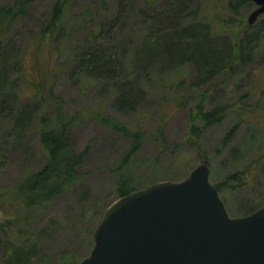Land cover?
Masks as SVG:
<instances>
[{
    "label": "trees",
    "instance_id": "16d2710c",
    "mask_svg": "<svg viewBox=\"0 0 264 264\" xmlns=\"http://www.w3.org/2000/svg\"><path fill=\"white\" fill-rule=\"evenodd\" d=\"M34 1L10 0L9 3L0 4V87L12 72L13 75L7 78L10 87L6 97L14 106L18 105L20 98L25 100L13 113V125L20 134L33 118L38 120L39 144L45 158L39 167L22 174L16 182L14 194L22 213L0 221L3 264H34L31 261L33 245L27 242V238L24 239L26 229L21 226L26 219L25 213L35 209L46 210L57 195L82 181L85 172L79 167L87 148L75 151L68 135L77 122L90 117L98 125L128 140L129 144L120 157L109 166L114 178L115 197L136 190L134 159L141 148L152 141L164 150L169 143L164 131L166 113L160 114L153 126L142 128L139 120L127 121L102 107L80 106L66 110L62 95L54 89V76L63 68L66 59L54 63L55 58L50 53L46 57L42 55V40L49 43L47 50L53 52L59 49L62 40L78 34L81 51L70 58L71 76L81 72V78L105 81L104 85L115 90L116 103L124 102L128 107H134L152 93L156 94L159 88H163L159 93L165 104L169 92L179 87V82L186 77V68L191 66L195 72L191 83H195L201 95L193 117L201 121L202 127L195 123L191 131L196 149L202 143V128L221 123L234 109L233 106L238 104L240 118L229 127L216 149H228L232 169L215 186L221 192L225 188L236 190L245 183L241 179V167L245 165L243 160L260 139L261 130L252 126L248 128L247 132L253 138L251 143L246 138L235 143L232 141L241 121L247 120V113L258 105L246 104L243 95L233 103L217 101L209 109L205 108L203 102L209 93L220 88L222 79L226 86L233 82L239 74L236 70L239 62L245 63L249 55L264 48V15L255 23L247 24L244 30L236 34L238 37L227 33L243 25L242 12L245 8L250 9V6L255 7L253 1L210 0L205 7L199 0H142L141 29L131 37H112L108 28L116 17L95 22L88 4L78 12L68 13L67 8L73 0H54L47 19L39 28L37 39H32L31 45L35 48L32 59L27 61L24 48L15 45L10 32L17 19L27 16ZM105 6L106 0H100L103 13L107 10ZM203 8L211 14V18L202 13ZM105 24L108 26L104 33L107 42L103 44L98 37ZM240 86V83H235L236 88ZM173 94L177 106H187L189 96ZM3 158L0 154V162L5 161ZM263 158L264 154L260 159ZM206 159L208 157L205 155L203 160ZM104 208L96 217L93 213L95 210L87 209V214H93L92 219L95 217L96 221L91 230L103 215ZM88 245L91 247L92 242ZM75 256L74 251L63 249L54 264H74L79 261Z\"/></svg>",
    "mask_w": 264,
    "mask_h": 264
},
{
    "label": "rangeland",
    "instance_id": "374dc122",
    "mask_svg": "<svg viewBox=\"0 0 264 264\" xmlns=\"http://www.w3.org/2000/svg\"><path fill=\"white\" fill-rule=\"evenodd\" d=\"M53 1L35 0L27 16L17 19L11 29L10 36L16 46L24 48L27 61L32 59L33 48H35L31 45L32 39H37L39 28L47 19L49 7ZM209 1L199 0L203 6L206 5L205 7ZM9 2L10 0H0V4ZM141 3L142 0H106L107 10L103 13L100 0H73L67 9L68 13L78 12L88 4L92 8L95 22L102 18L116 17L117 19L109 28L106 25L108 21L100 31L98 40L106 44L107 41L104 38L107 36L104 33L107 28L112 37H131L141 29L143 20ZM253 8L254 6H250V9L245 8L241 15L244 19L243 25L227 33L236 35L244 30L248 24L247 17ZM202 13L211 18V14L205 8ZM78 38L80 36L76 34L62 40L59 49L53 52L47 50L49 43L46 44V40L41 42L44 44L42 55L46 57L50 53L55 58L54 63L66 59L63 68L59 69L54 76L56 78L54 89L62 95L66 110L71 111L80 106L102 107L109 113L119 114L127 121L139 120L138 123L142 128L153 126L158 121L159 115L166 113L167 123L164 131L169 142L168 148L163 150L160 145L149 141L136 154L133 175L136 189L161 179L182 180L195 165L204 159L205 155L210 163V178L214 184L229 173L232 168L228 160V149L223 148L218 151L216 149L229 127L240 118L238 104L233 106L234 109L221 123L202 128L200 132L202 143L197 150L191 131L195 123L202 127L201 121L193 117L201 95L195 83H191L195 75L191 66L186 68V77L179 82V87L169 92L168 102L165 104L159 93L163 88H159L156 94L152 93L134 107H128L124 102L116 103L115 90L104 85L105 81L81 78V72L71 76L70 58L74 53L81 51V42ZM236 68L239 74L233 82L226 86L222 79L219 83L220 88L209 93L210 95L203 102L205 108L209 109L217 101L233 103L243 95L246 104L258 105L255 110L249 111L247 116L244 115L247 120L241 121L239 130L232 141L235 143L241 138H246L251 143L253 138L247 132L248 128L252 126L261 130L260 139L243 160L245 165L241 167L243 168L241 179L245 183L236 190L225 188L220 192L230 216H242L249 213L264 201V158L260 159L264 154V48L249 55L245 63L239 62ZM12 75L10 72L0 87V154L5 160L0 162V221L22 213L14 194L16 182L22 174L33 171L45 160L44 152L39 144L38 120L33 118L20 134L13 125V113L18 105L25 103V100L20 98L18 105H10L9 98L6 97L10 87L7 78L9 79ZM234 82L240 83L241 86L236 88ZM174 92L189 96L186 107L176 105L177 99L175 100ZM68 135L75 151L87 148L79 167L85 175L79 185L57 195L46 210L35 209L25 213L26 219L22 221L21 226L26 229L24 239L27 238V242L33 245L31 261L34 264L40 262L54 264L58 253L63 249L69 252L74 251L76 260L87 255L91 249L88 244L93 241L91 228L95 224V217L116 196L113 190L114 178L109 171V166L120 157L129 144L128 140L119 133L111 132L98 125L90 117L77 122ZM87 209L95 210L93 219V214H87ZM22 218L21 216L20 219ZM0 236H2L1 231ZM2 257L0 252V264H3Z\"/></svg>",
    "mask_w": 264,
    "mask_h": 264
},
{
    "label": "water",
    "instance_id": "95a60500",
    "mask_svg": "<svg viewBox=\"0 0 264 264\" xmlns=\"http://www.w3.org/2000/svg\"><path fill=\"white\" fill-rule=\"evenodd\" d=\"M247 22L264 15V0ZM202 160L182 180L161 179L115 197L74 264H264V202L230 216Z\"/></svg>",
    "mask_w": 264,
    "mask_h": 264
}]
</instances>
